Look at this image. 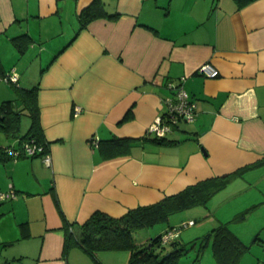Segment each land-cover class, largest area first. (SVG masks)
<instances>
[{
    "label": "crops",
    "instance_id": "0c3cea01",
    "mask_svg": "<svg viewBox=\"0 0 264 264\" xmlns=\"http://www.w3.org/2000/svg\"><path fill=\"white\" fill-rule=\"evenodd\" d=\"M91 1L0 0V104L24 107L2 78L13 68L20 88L36 87L51 158L0 153V190L14 191L0 200V264H127V251L99 252V263L64 251V221L78 236L96 210L119 217L264 158V0H102L106 15L77 31ZM204 62L218 75L198 74ZM182 76L196 115L157 143L147 127ZM28 118L24 133L0 131V149L19 146ZM112 138L126 140L123 153ZM245 175L240 187L261 181L264 204V163L231 181Z\"/></svg>",
    "mask_w": 264,
    "mask_h": 264
},
{
    "label": "trees",
    "instance_id": "16d2710c",
    "mask_svg": "<svg viewBox=\"0 0 264 264\" xmlns=\"http://www.w3.org/2000/svg\"><path fill=\"white\" fill-rule=\"evenodd\" d=\"M105 15L102 0H92L77 15L79 24L77 31L83 29L91 20ZM14 86L19 98L23 100L24 107L17 109L14 101H3L0 104V131L9 137H15L20 130V118L25 109L30 117V125L27 132L20 137L17 149L21 148L22 143L29 139H34L46 148V142L42 139L37 118L36 87L22 89L19 85ZM126 118H128V114L122 120ZM152 139L157 143L173 142L166 137L154 136ZM109 141L120 147L118 152H124L123 147H126V140L112 138ZM4 148L3 150L0 149V153L5 154V157L10 156L14 159L13 156L4 151ZM262 163H264V158L256 164L244 166L234 172L198 181L175 194L165 196L157 202L130 208L119 217L96 210L81 224L78 236L74 235L71 224L64 221L67 232L64 251L70 246L78 247L97 263H99L97 259L99 252L127 251L129 253L127 264H178L179 256L184 250L183 243L178 237L167 244H162L160 239L164 232L150 237L147 232H144V229L156 223L167 221L170 215L178 211L197 205L206 206L211 197L225 187L229 181ZM9 190L13 191L11 188ZM238 218H243V215L234 216L232 221H238ZM209 241H211V251L216 264H238L242 255L249 249V246L229 228L228 222H220L210 230L206 237L196 238L190 242L192 245L197 242L200 243V249L194 261L199 258V254L203 251L202 248Z\"/></svg>",
    "mask_w": 264,
    "mask_h": 264
},
{
    "label": "rangeland",
    "instance_id": "374dc122",
    "mask_svg": "<svg viewBox=\"0 0 264 264\" xmlns=\"http://www.w3.org/2000/svg\"><path fill=\"white\" fill-rule=\"evenodd\" d=\"M8 88L16 91V87L10 83H6ZM16 97V94L11 96ZM29 118L26 112L21 114V129L19 132L24 133ZM9 140V139H8ZM262 175V174H261ZM261 175L258 176L259 179ZM257 177H254L256 179ZM248 176L240 177L236 181H229L225 187L217 191L206 206H193L169 216L168 221H162L153 226L144 229L150 237H154L168 224L178 226L181 222L187 219H193L194 225L181 229L178 239L183 243L184 250L179 256L178 264H197L194 262L197 252L200 249V243L192 245L190 242L196 238L206 237L210 230L217 226L219 221L230 220V228L239 230L242 233L241 240L249 246L240 258L238 264H264V204L257 203L260 198L259 188L262 186L261 181L250 188H241V184H245ZM258 202V201H257ZM253 203V204H252ZM243 215V218L233 220L234 216ZM239 232V233H240ZM256 238V239H255ZM211 241L203 247L204 263L210 260L211 255ZM202 252V253H203Z\"/></svg>",
    "mask_w": 264,
    "mask_h": 264
},
{
    "label": "built area",
    "instance_id": "2783aa9c",
    "mask_svg": "<svg viewBox=\"0 0 264 264\" xmlns=\"http://www.w3.org/2000/svg\"><path fill=\"white\" fill-rule=\"evenodd\" d=\"M196 72L206 77H215L218 75V70L211 63L204 62L200 64ZM5 82L18 85V73L12 68L3 73L2 76ZM184 76L180 77L178 83L173 84L167 82L166 87L171 91V96L167 98V109L163 115L157 116L147 127V132L155 137H165L167 133L171 132L180 122H190L196 115L195 103L189 98L188 92L184 89L182 81ZM79 107L73 109L74 115L78 114ZM4 151L14 158L20 155L25 156H40L45 165H50V153L43 144L37 143L34 139H29L22 143L21 148L5 147ZM14 197L12 190L1 191L0 200ZM195 223L193 219L183 221L178 226L165 231L161 236V243L167 244L171 240L179 236L181 229L191 226Z\"/></svg>",
    "mask_w": 264,
    "mask_h": 264
},
{
    "label": "water",
    "instance_id": "95a60500",
    "mask_svg": "<svg viewBox=\"0 0 264 264\" xmlns=\"http://www.w3.org/2000/svg\"><path fill=\"white\" fill-rule=\"evenodd\" d=\"M202 150H203V148H202Z\"/></svg>",
    "mask_w": 264,
    "mask_h": 264
}]
</instances>
